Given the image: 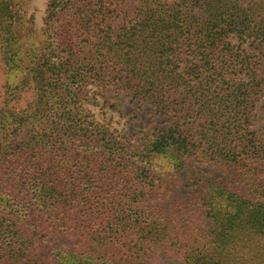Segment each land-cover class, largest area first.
<instances>
[{
    "label": "trees",
    "instance_id": "trees-1",
    "mask_svg": "<svg viewBox=\"0 0 264 264\" xmlns=\"http://www.w3.org/2000/svg\"><path fill=\"white\" fill-rule=\"evenodd\" d=\"M45 14L46 46L15 88L34 99L0 108V264H166L159 252L171 264H264L261 195L188 171L205 229L153 204L176 167L195 170L186 162L230 167L256 153L248 125L264 79L243 46L264 51V0H49ZM21 22L0 0L8 72ZM90 83L148 103L167 127L124 149L84 107ZM157 158L174 162L171 180Z\"/></svg>",
    "mask_w": 264,
    "mask_h": 264
},
{
    "label": "rangeland",
    "instance_id": "rangeland-1",
    "mask_svg": "<svg viewBox=\"0 0 264 264\" xmlns=\"http://www.w3.org/2000/svg\"><path fill=\"white\" fill-rule=\"evenodd\" d=\"M16 9L21 13L22 22L17 36L19 37V57L14 63L13 72H8L0 54V108L4 103L15 104L17 109H23L34 99V91L15 89L21 75L18 70L26 68L29 54L37 53L46 46L43 36L46 6L49 0H14ZM236 44V39H232ZM250 57L252 70L257 72L260 79H264V51L257 46L244 45ZM20 60V62L18 61ZM25 63L23 67L22 63ZM262 90L255 97L254 106L249 121L248 129L253 135L255 152H251L243 163L230 167L211 165H199L197 163H185L187 167L195 170L175 168L174 162L167 158H157L155 168L160 171L158 176L162 180H171V171L174 172L173 183L162 190H157L158 195L153 204L164 212L169 213L176 221L193 230L205 229L206 218L202 207L203 194H199L197 180L188 181L187 172L197 175L196 179L208 176V179L216 181L227 190L256 201L261 195L264 199V81L260 82ZM8 84V85H7ZM98 85V84H97ZM10 86V87H9ZM106 86V87H105ZM87 93L84 96V107L100 125L109 129L110 133L122 146L128 150L141 151L146 143L156 134L157 130H163L167 125L162 118L154 113V109L146 102L133 100L125 91L116 90L111 85L88 84ZM12 98L16 99L11 100ZM26 132L21 133L24 138ZM158 180H156L157 182ZM197 185V187L195 186ZM202 188V187H201ZM180 223V222H179ZM195 232V231H194ZM263 242H264V237ZM264 244V243H263ZM157 257L166 264L177 262V259L159 252ZM256 264L255 260H251Z\"/></svg>",
    "mask_w": 264,
    "mask_h": 264
}]
</instances>
